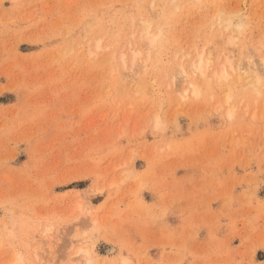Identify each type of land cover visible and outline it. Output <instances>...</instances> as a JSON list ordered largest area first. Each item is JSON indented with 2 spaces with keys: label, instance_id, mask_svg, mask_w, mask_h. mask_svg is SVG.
Instances as JSON below:
<instances>
[{
  "label": "rangeland",
  "instance_id": "374dc122",
  "mask_svg": "<svg viewBox=\"0 0 264 264\" xmlns=\"http://www.w3.org/2000/svg\"><path fill=\"white\" fill-rule=\"evenodd\" d=\"M260 56L264 0H0V264H264Z\"/></svg>",
  "mask_w": 264,
  "mask_h": 264
},
{
  "label": "bare ground",
  "instance_id": "6f19581e",
  "mask_svg": "<svg viewBox=\"0 0 264 264\" xmlns=\"http://www.w3.org/2000/svg\"><path fill=\"white\" fill-rule=\"evenodd\" d=\"M171 1L173 3L174 0H171ZM218 16H219V19H218L217 25L224 26L225 29L228 30V33L231 35V36H229L230 44L235 45L236 44L235 41H236L237 37L233 36L232 34L237 32V30H239L242 27V24H243L242 17H240L236 13L225 14V13H219V12H218ZM153 21H154L153 18L151 19L150 17H147L146 19L139 20V22L141 23L139 25L141 27L139 25H137V26H139L138 28H141L140 32L138 31L139 32L138 37L140 40L139 43H142L143 45H145L147 48V51H148L147 52L148 57H147V59L144 60V62L149 60L151 50L157 46L158 42L160 41V39L163 36V32H162L163 27L160 26V24H159L160 22H158V25H159L158 26L156 23H153ZM153 24H156V26L159 28V30L157 29V31H156V28L154 30ZM137 26H136V28H137ZM161 27H162V29H161ZM138 28L136 30H139ZM131 33H133V32H131ZM134 38H135V35H134ZM225 50L226 49H224L223 51H221L219 53L220 54L219 59L221 61H219L218 67L214 70V71L220 73L218 76V78H220V79L227 78V74H225V72L228 68L234 67L233 62H234L235 57H236V55L234 53L235 50H233V49H232L233 51L232 50L231 51H225ZM91 52L93 53V51H91ZM125 56H127V55H125V53H123L122 54V60L124 62L123 65L126 64V58L127 57H125ZM127 60H128V58H127ZM131 60H132L133 70L126 73V76L129 77L133 83H137L139 76L137 75V73L135 71V67L136 66L140 67L142 65V61H143L142 57H141L140 50L135 51V54H133V57ZM208 63H210V58L208 57V55H206L205 53H200L197 56V58L192 60L190 71H198L201 74L205 75V73L207 71ZM249 68H251L250 70H253V71H258V70L264 71V56H260L258 61H254L253 59H251L249 57L247 59L242 60V63L241 62L239 63V69L240 70L247 72V70H249ZM181 69L184 70L183 65H181ZM178 72L179 71H177V73ZM247 74H248V72H247ZM241 76H242V73L239 72V78H242ZM250 77L251 78H248V81H253V80L258 78V75L255 73ZM198 90L199 89H198L197 85H195V88L193 91L198 92ZM186 91H187V89H186ZM186 93L187 92H185L183 94V96H186ZM84 251L83 252L86 255V257H85V261L83 264H93L95 261L94 257L91 256L87 250H84ZM19 255L20 254H18V256L14 259V262H19L22 260Z\"/></svg>",
  "mask_w": 264,
  "mask_h": 264
}]
</instances>
